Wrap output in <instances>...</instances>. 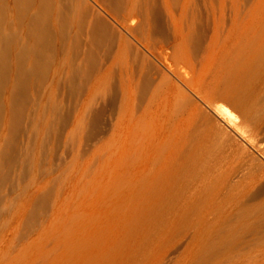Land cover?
Masks as SVG:
<instances>
[{"label":"rangeland","instance_id":"374dc122","mask_svg":"<svg viewBox=\"0 0 264 264\" xmlns=\"http://www.w3.org/2000/svg\"><path fill=\"white\" fill-rule=\"evenodd\" d=\"M0 264H264V0H0Z\"/></svg>","mask_w":264,"mask_h":264},{"label":"bare ground","instance_id":"6f19581e","mask_svg":"<svg viewBox=\"0 0 264 264\" xmlns=\"http://www.w3.org/2000/svg\"><path fill=\"white\" fill-rule=\"evenodd\" d=\"M105 28V27H104ZM130 65V64H129ZM134 65V64H133ZM141 65V64H140ZM143 65H145V64H143ZM158 65H160V64H158ZM128 66V65H127ZM131 66V65H130ZM136 66V65H135ZM142 66V65H141ZM151 66V65H150ZM126 67V66H125ZM157 67V66H156ZM156 67H153V68H156ZM128 68V67H127ZM137 68H138V66H137ZM147 68V67H146ZM162 69H163V67H161ZM160 68V69H161ZM167 68V67H166ZM160 69L158 70V71H160ZM161 69V70H162ZM126 70V69H125ZM128 71V70H127ZM126 71V72H127ZM129 71H131V70H129ZM143 71V70H142ZM146 71V70H145ZM170 71V70H169ZM165 72V71H164ZM185 72V71H184ZM134 73V72H133ZM140 73V72H139ZM148 73V72H147ZM158 73V72H157ZM160 73H162V72H160ZM142 74V73H141ZM180 74V73H179ZM138 75V74H137ZM147 75V74H146ZM175 75V74H174ZM149 76V75H148ZM156 76H157V74H156ZM155 76V77H156ZM127 77V76H126ZM131 77H132V75H131ZM134 77H135V75H134ZM138 77V76H137ZM147 77V76H146ZM158 77V76H157ZM130 78V77H129ZM139 78V77H138ZM160 78V77H159ZM185 78H186V76H185ZM128 79V78H127ZM175 79V78H174ZM183 79H184V77H183ZM137 80V79H136ZM139 80V79H138ZM145 80V79H144ZM154 80H155V78H154ZM160 80V79H159ZM176 80V79H175ZM128 81V80H127ZM156 81V80H155ZM154 81V82H155ZM158 81V80H157ZM177 81V80H176ZM185 81H187L186 79L184 80V82ZM143 82V81H142ZM162 82V81H161ZM175 82V81H174ZM182 82V81H181ZM135 83V82H134ZM147 83V82H146ZM146 83H143V84H146ZM188 83V82H187ZM130 84V83H129ZM151 84H153V83H151ZM150 84V85H151ZM159 84H160V82H159ZM165 84V83H164ZM176 84H178V83H176ZM141 85V84H140ZM171 85H172V83H171ZM138 86V85H137ZM136 86V87H137ZM145 86V85H144ZM162 86V85H161ZM168 86V85H167ZM168 88V87H167ZM130 89H132V88H130ZM151 89V88H150ZM169 89V88H168ZM135 90V89H134ZM144 90H146V89H144ZM148 90V89H147ZM157 90V89H156ZM145 92H148V91H145ZM154 92V91H153ZM152 92V93H153ZM165 92V91H164ZM175 92V91H174ZM160 93V92H159ZM161 95V94H160ZM129 96H131V95H129ZM134 96V95H133ZM140 96H141V94H140ZM143 97H144V95H142ZM132 97V96H131ZM130 97V98H131ZM158 97V96H157ZM164 97V96H163ZM162 97V98H163ZM127 98V97H126ZM133 98V97H132ZM148 98V97H147ZM166 98V97H165ZM182 98V97H181ZM135 99V98H134ZM146 99V98H145ZM174 99H175V97H174ZM182 99H184V98H182ZM127 100H129V99H126V101ZM137 100V99H136ZM140 100V99H139ZM156 100V99H155ZM163 100H165V99H163ZM131 101V100H130ZM131 102H133V101H131ZM141 101H139V103H140ZM150 102H152V100L150 101ZM168 102V101H167ZM173 102H175V101H173ZM177 102V101H176ZM183 102V101H182ZM134 103V102H133ZM142 103V102H141ZM149 103V102H148ZM169 103V102H168ZM137 104V103H136ZM163 104V103H162ZM175 104V103H174ZM177 104H178V102H177ZM128 105V104H127ZM133 105V104H132ZM138 105V104H137ZM140 105V104H139ZM169 105V104H168ZM131 105L129 104V107H130ZM138 107H140V106H138ZM145 107V106H144ZM148 107H149V105H148ZM173 107V106H172ZM128 108V107H127ZM137 108V107H136ZM174 108V107H173ZM177 108V110H178V107H176ZM181 108V107H180ZM129 109V108H128ZM143 109V108H142ZM155 109V108H154ZM132 110V109H131ZM144 110V109H143ZM146 110V109H145ZM150 110H152V109H150ZM177 110L176 111H174V109H173V112L175 113V112H177ZM216 110L219 112V113H221V114H226V115H230L231 116V112H230V110H228L226 107H223V106H219V107H217L216 108ZM136 111V110H135ZM140 111V110H139ZM148 111V110H147ZM164 111H166V110H164ZM181 111V110H180ZM128 112H130V111H128ZM150 112V111H149ZM152 112V111H151ZM167 112V111H166ZM139 113V112H138ZM146 113V112H145ZM155 113V112H154ZM153 113V114H154ZM169 113V112H168ZM147 114H148V112H147ZM161 114H163V113H161ZM233 114V113H232ZM134 115V114H133ZM142 116V115H141ZM176 116V115H175ZM174 116V117H175ZM168 117V116H167ZM220 117V116H219ZM150 118V117H149ZM153 118H156L155 116L153 117ZM159 118V117H158ZM163 119V118H162ZM212 119V118H211ZM210 119V120H211ZM159 120H160V118H159ZM212 120H214V119H212ZM131 121V120H130ZM158 121V120H157ZM164 121H166V118H165V120ZM168 121V120H167ZM178 121V120H177ZM134 122H135V120H134ZM175 122H176V120H175ZM218 122V121H217ZM131 123H132V121H131ZM163 123V122H162ZM129 124V123H128ZM127 124V125H128ZM135 124V123H134ZM140 124V123H139ZM138 124V125H139ZM150 124V123H149ZM148 124V125H149ZM164 124V123H163ZM145 125H147V124H145ZM151 125V124H150ZM160 125V124H159ZM141 126V125H140ZM151 126H154V125H151ZM213 126V125H212ZM223 126V125H222ZM129 127H130V125H129ZM137 127V126H136ZM145 127V126H144ZM150 127V126H149ZM128 128V127H127ZM144 129V128H143ZM159 129V128H158ZM220 129V128H219ZM128 130V129H127ZM129 130H131V129H129ZM163 130V129H162ZM217 130V129H216ZM137 131V130H136ZM143 131V130H142ZM146 131H147V128H146ZM158 131V130H157ZM215 131V130H214ZM165 132V131H164ZM129 133V132H128ZM132 133V132H131ZM144 133H146V132H144ZM224 133V132H223ZM136 134V133H135ZM150 134H151V132H150ZM161 134V133H160ZM163 134V133H162ZM173 134H174V132H173ZM130 135V134H129ZM137 135V134H136ZM147 135V134H146ZM145 135V136H146ZM153 135V134H152ZM175 135V134H174ZM132 136V135H131ZM142 136V135H141ZM148 136H150V135H148ZM166 136V135H165ZM137 137V136H136ZM152 138H153V136H151ZM125 138H127V137H125ZM138 138V137H137ZM145 138V137H144ZM148 139H149V137H147ZM167 138V137H166ZM174 138V137H173ZM223 138V137H222ZM225 138V137H224ZM231 138V137H230ZM134 139V138H133ZM158 139V138H157ZM165 139V138H164ZM221 139V138H220ZM147 140V139H146ZM152 140V139H151ZM154 140V139H153ZM156 140V139H155ZM166 140H168V139H166ZM171 141H172V139H171ZM220 141V140H219ZM149 142V141H148ZM148 142H146V143H148ZM224 142H225V140H224ZM131 143V142H130ZM129 143V144H130ZM141 143V142H140ZM152 142L150 141V144H151ZM149 144V143H148ZM149 144V145H150ZM135 145V144H134ZM129 146V145H128ZM136 146V145H135ZM148 147V146H147ZM142 149V148H141ZM144 150H146V149H144ZM144 150H142V151H144ZM148 150V149H147ZM146 150V151H147ZM134 151V150H133ZM191 151H192V149H191ZM135 152V151H134ZM141 152V151H140ZM145 152V151H144ZM143 152V153H144ZM126 153H127V151H126ZM125 153V154H126ZM130 153V152H129ZM131 153H132V150H131ZM138 153H139V151H138ZM135 154V153H134ZM151 160L149 161V164H150V166H149V168H147V170L145 171L144 170V172L143 173H140V171L139 170H137L136 171V175H137V173H138V176H136L135 178H134V176L131 178V176H130V174L132 173H130V171H128L127 172V170H126V172L128 173L126 176H127V178H128V181L130 180V186H132V185H134L133 187H135L134 189H136V184L134 183L135 182V180H132V179H136V181L138 182V186H137V189H138V191H139V193L141 194V196H142V200H144V202H146V203H144L143 205H148L149 204V202L145 199L149 194H151L152 192H162L164 195H166V196H169V195H171L172 193H174L177 189H178V187L179 186H187V184H183V181H186V178H185V175H184V171H183V169H182V167H181V162L179 161V158H178V156L177 155H174L173 153H171V152H169V149H168V146H167V141L165 142V141H163V139L162 140H157V141H154L153 143H152V145H151ZM150 154L148 155L149 157H150ZM193 154V153H192ZM127 155V154H126ZM129 155V154H128ZM127 155V156H128ZM130 156V155H129ZM134 156V155H133ZM136 156V155H135ZM138 156V155H137ZM146 156V155H145ZM132 157V156H131ZM130 157V158H131ZM140 157V156H139ZM139 157H138V159H139ZM129 158V157H128ZM147 158V157H146ZM127 159V158H126ZM129 160V159H128ZM127 160V161H128ZM126 161V162H127ZM129 161H132V160H129ZM133 161H135L134 159H133ZM136 161H139V160H136ZM127 163H129V162H127ZM128 165V164H127ZM126 165V166H127ZM131 167V165H129V168ZM126 168V167H125ZM127 169V168H126ZM136 169V168H135ZM137 169H139V168H137ZM133 175V174H132ZM124 179H126V178H124ZM127 180V179H126ZM131 181H132V183H134V184H132L131 183ZM134 181V182H133ZM160 181H161V183H160ZM127 183V182H126ZM132 184V185H131ZM126 186V185H125ZM132 188V187H131ZM131 188H128V189H131ZM134 189H132V190H134ZM148 203V204H147ZM163 204H164V202H162V201H159V202H155L154 204H152L153 206H155V207H158V208H162L163 207ZM151 205V204H150ZM149 206V205H148Z\"/></svg>","mask_w":264,"mask_h":264}]
</instances>
